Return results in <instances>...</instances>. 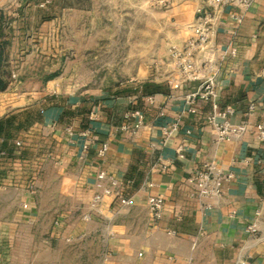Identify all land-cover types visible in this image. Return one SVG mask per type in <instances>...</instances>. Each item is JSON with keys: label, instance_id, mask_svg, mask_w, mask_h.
<instances>
[{"label": "crops", "instance_id": "0c3cea01", "mask_svg": "<svg viewBox=\"0 0 264 264\" xmlns=\"http://www.w3.org/2000/svg\"><path fill=\"white\" fill-rule=\"evenodd\" d=\"M171 8L172 31L148 58L144 52L133 63L121 96L90 100L79 91L62 102L52 81L42 83L55 106L18 134L23 159H0V209L11 214L0 213V231L31 226L43 212L45 194L48 211L58 214L54 227L78 242L82 253L99 244L103 264H264V142L256 134L264 125V0L245 10L224 7L213 24L211 43L226 52L214 63V101L219 110L232 109L231 125L245 128L224 142L216 141L206 121L211 100L197 101L196 113L188 112L184 96L196 84H166L177 70L170 48L184 44L198 8H211L204 0H172ZM146 82L163 86L150 95L151 104L140 95ZM28 101L0 91V118ZM64 109L88 113L64 122ZM133 109L143 113L141 126L123 129L131 123L124 115ZM173 123L175 130L164 132ZM179 146L182 158L176 156ZM206 166L230 175L212 197L200 195L194 180ZM156 195L163 200L157 220L146 203Z\"/></svg>", "mask_w": 264, "mask_h": 264}, {"label": "rangeland", "instance_id": "374dc122", "mask_svg": "<svg viewBox=\"0 0 264 264\" xmlns=\"http://www.w3.org/2000/svg\"><path fill=\"white\" fill-rule=\"evenodd\" d=\"M171 5L172 0H0L5 89L28 98L26 107L45 106L44 111L55 106L45 81L53 82L62 102L79 91L90 100L121 96L133 63L144 52L148 58L172 31ZM48 199L41 195L43 212L31 226L0 231V264H103L99 244L82 253L78 242L54 227L58 214L48 211ZM5 212L0 209L11 216Z\"/></svg>", "mask_w": 264, "mask_h": 264}, {"label": "built area", "instance_id": "2783aa9c", "mask_svg": "<svg viewBox=\"0 0 264 264\" xmlns=\"http://www.w3.org/2000/svg\"><path fill=\"white\" fill-rule=\"evenodd\" d=\"M211 8V12H202V9L196 10V18L190 25V33L186 41L181 47H171L169 56L174 60L177 68L176 74L166 80L169 88L175 89L180 85L195 83V89L184 96V102L188 106V112L196 113L194 107L197 101H212L211 113L208 114L206 121L211 125L215 132L217 142L229 141L242 134L245 130L242 125H231L227 118L233 113L232 109L226 107L224 110H219L215 99L214 78L216 67L214 63L217 59L222 58L226 52L213 46L211 38L213 34V24L216 15L221 12L224 7H235L238 10H245L250 6L253 0H204ZM163 2V1H160ZM239 22V19H237ZM230 54H234V50H230ZM146 101L151 104L153 102L150 96H146ZM125 120H131L128 125L125 124L122 128L126 129L128 126L131 129H138L143 120V113L138 109L128 111L124 115ZM218 119L221 122H218ZM176 123L171 124L164 132L170 133L175 130ZM257 138L264 142V125L257 127ZM19 146V142H15ZM106 145H102L99 151L103 155L106 151ZM176 156L182 158V147L176 148ZM211 166H206L204 170L196 172L195 182L198 187L199 194L204 197H212L218 195L220 181L222 179H229L230 175L223 177L214 174ZM103 178V173L98 175V179ZM108 194V191H104ZM98 200L97 197L95 201ZM122 205L128 204V200L120 199ZM147 210L150 216L157 220L161 216L163 200L160 196H149L147 198ZM248 231H253V227H249Z\"/></svg>", "mask_w": 264, "mask_h": 264}, {"label": "trees", "instance_id": "16d2710c", "mask_svg": "<svg viewBox=\"0 0 264 264\" xmlns=\"http://www.w3.org/2000/svg\"><path fill=\"white\" fill-rule=\"evenodd\" d=\"M55 2L57 0H54ZM3 15L0 13V25L3 20ZM1 28V27H0ZM2 43L0 42V63H1ZM1 68V64H0ZM6 83L0 77V91L4 89ZM163 86L146 82L140 87L141 96H150L154 93H160ZM44 107L36 108L32 106L15 109L0 118V159H23L24 152L21 150V145L16 146L17 136L20 132L28 130L33 124L39 123L42 120ZM86 110H71L64 109L59 116L60 121L70 122L75 116L86 117Z\"/></svg>", "mask_w": 264, "mask_h": 264}]
</instances>
